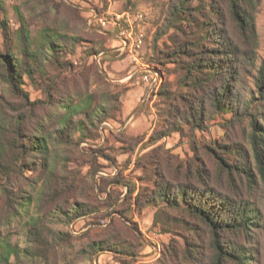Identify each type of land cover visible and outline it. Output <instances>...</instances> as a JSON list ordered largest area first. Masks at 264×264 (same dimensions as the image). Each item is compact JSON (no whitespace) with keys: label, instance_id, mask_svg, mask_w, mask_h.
I'll return each mask as SVG.
<instances>
[{"label":"trees","instance_id":"16d2710c","mask_svg":"<svg viewBox=\"0 0 264 264\" xmlns=\"http://www.w3.org/2000/svg\"><path fill=\"white\" fill-rule=\"evenodd\" d=\"M259 2L169 0L165 26L174 34L170 36L173 45L164 55L174 64L176 83L173 87L169 82L159 85L155 122L146 143L151 149L134 162L135 169H142L137 178L149 185H138L132 196L135 184L122 181L118 173L108 182L125 186L124 197L120 198L123 193L113 196V189L99 188L104 196L100 206L78 200L81 181L76 183L75 177L79 171L63 164L54 146L97 140L101 130L104 140L114 131L122 132L125 127H102L104 122L122 117V101L113 106L109 104L117 97L108 91L98 97L94 92L68 93L59 87L66 78L64 72L74 68L66 56L75 51L79 37L51 28L42 29L34 37L18 9L19 26L15 30L6 16L0 17L5 38V48L0 51V77L20 99L10 103L0 95V227L8 216H27L29 224L23 247L11 243L0 231V264H18L24 257L39 258L46 264H96L101 252L111 253L120 264H133L142 239L137 228L126 223V212L133 206L140 211L148 205L156 207L154 223L172 237L156 259L143 264H245L244 243L233 236L247 225L249 201L242 191L246 173L242 160L229 157L234 149L244 155V143L226 134L202 147L205 157L196 152L192 159L171 163L173 156L163 157L168 149L160 141L173 133L187 136V132L192 139L195 130L205 128L207 118L230 114L222 125L229 129L249 117L253 153L258 168L264 170V141L255 133L258 122L249 111L254 96L246 100L240 88L257 61ZM0 10L4 11L3 0ZM258 73H263V66ZM25 77L38 82L44 100L29 99L22 87ZM259 98L264 99V92L259 91ZM44 105L60 109L51 120L52 131L27 136L26 125ZM100 156L114 162L106 154ZM147 166L150 169L143 171ZM28 170L35 173L30 178L37 188L34 193L19 183L21 178H28L24 175ZM93 183L91 188L95 187ZM227 187L231 192L223 191ZM31 205H35L33 211ZM107 207H111L107 216L116 214L117 220L109 217L95 237L88 233L75 236L58 226L81 216L101 214ZM81 238L86 242L76 248L74 240Z\"/></svg>","mask_w":264,"mask_h":264},{"label":"rangeland","instance_id":"374dc122","mask_svg":"<svg viewBox=\"0 0 264 264\" xmlns=\"http://www.w3.org/2000/svg\"><path fill=\"white\" fill-rule=\"evenodd\" d=\"M168 6L169 0H3L4 11L0 10V17L6 16L11 29L15 30L19 26L16 12V9H18L27 20L29 30L34 37L39 35L42 29L51 28L68 36L81 39L80 43L76 44L75 51L66 56L73 63L74 68L71 71L64 72L66 78L59 84V87L68 93L90 91L99 97L105 91H108L111 95L116 96L118 100L112 101L109 105L116 106L123 100L126 91L133 87L132 83L137 81L139 72L133 74L134 63L140 65L141 69L149 66V70L152 71L151 80L148 82L153 85L150 86L146 97H141L133 104L134 106L130 108V114L134 108L139 106L140 111L146 114L151 111L155 116V104L158 101L155 93L159 85L162 82H169L173 87L176 83V74L172 71L174 64L166 60L167 58L164 55L173 45L170 36L174 34L172 29L165 26L168 17ZM107 7H110L113 15H121L123 11H128L131 14L130 22L132 23L121 21L119 25L117 24V28L108 24L101 26L93 20L90 12L91 9H95L98 13L103 14L108 9ZM256 30L258 34L257 61L251 73L246 74L245 84L240 85V88L244 92L246 100L254 96L249 111L252 112L258 122L259 127L255 133L264 141V99L259 98V91L264 92V0H260L257 6ZM121 32L123 33L121 34ZM110 33L119 34L124 38V43L127 44L125 53L128 56L125 53L121 54L119 50L111 46L116 45L117 42L113 41ZM4 39L3 32L0 29V51L5 48ZM138 40L141 44L136 51L134 50V44ZM131 43L132 46H128ZM260 66H263L262 74L258 73ZM49 68L53 73H58L55 67L49 66ZM129 75L131 76L128 77ZM258 77L260 80L256 84ZM37 84L38 82L25 77L22 87L28 91L29 99L32 101L44 100L42 90ZM0 95L4 96L3 98L10 101V103H13V101L20 102L18 96L9 90L8 84L1 77ZM76 99L75 97L74 100ZM59 111V107L56 106H41L37 111L36 118L31 119L26 125L24 129L26 135L31 137V135H40V133H43V135L50 133L54 127L51 120ZM229 117L230 114H223L215 118H207L204 124L205 128L195 130V136L192 139L188 136L189 132L186 133L187 136L182 137L178 133H173L162 139L160 141L161 145L168 149L167 154H164L163 157L167 158L172 155L171 163H175L178 159L183 161L192 159L196 152L205 157L202 147L206 144H212L213 140L221 139L226 134L232 136L236 141L244 143V155L242 151L234 149V152L230 153L229 156L233 161L242 160L244 163L246 174L242 191L246 193L249 201L246 216L247 225L244 231L233 237L244 243L245 264H264V170L258 168L253 153L250 142L252 128L249 117H245L239 125L236 123L232 127L234 128L233 135L231 133L232 128L225 129L222 126L225 119ZM113 120L115 122L109 120V122L114 123V126L110 127L111 129L124 128V125H117V121L124 122L122 117L117 116ZM109 122H106L104 126H107ZM154 122L155 117L152 128ZM148 124L147 122L146 125ZM127 127L122 132H119L121 130L114 131L115 134L105 140L100 136L97 140H86L76 145L59 143L54 146L55 151L60 155V161L67 165L69 169L79 171L75 177L76 183L81 181L79 183L80 194L78 200L93 203L96 206L103 205L100 202H102L104 196L100 194L99 188L101 190L103 188L106 190L113 189L111 190L113 196L123 193L120 198L124 197L126 193L125 186H112L108 182L111 177L116 176L118 173L122 181L135 184L136 190L132 196L137 193L138 185H149L148 182L137 178L142 175V169H135L134 162L138 156L145 155L144 153L151 149V146L149 147V144L146 143L152 128L150 133L147 131L148 127L146 126L140 132L130 133L127 132ZM132 136H137V138H132ZM103 154L114 158V162L111 164L100 156ZM64 156H67L66 160H64ZM149 169L150 167L147 166L143 171ZM94 171H97V173L94 174ZM64 173L67 175V172ZM24 175L28 178H21L19 183L25 184L23 188L27 192L34 193L37 188H35L30 178H33L35 173L28 170L25 171ZM99 176H103L104 179L100 181ZM95 179L97 182L94 184L93 180L95 181ZM91 183L95 187L91 188ZM223 191L229 193L231 189L227 187ZM34 207L31 205L32 211ZM110 208H104L101 214L81 216L58 226L68 230L75 236L88 233L90 237H95L94 235L100 233V229L104 228L109 217H113L115 221L117 220L116 214L107 216L106 211H109ZM155 211V206L148 205L140 211L133 206L126 212L129 219L126 223L135 226L142 239V245L138 248L137 260L156 259L163 244L167 243L172 237L170 232L162 230V226L158 222L154 223ZM1 213L3 216L6 215V211L3 213L2 210ZM54 218L57 219L55 216ZM8 219V221L1 224L2 236L4 235L3 237L9 239L13 244H19L21 247L25 246V237L29 228L27 216L16 218H9L8 216ZM85 242V238L74 240L76 248H79ZM11 261H15L14 257L11 258ZM18 264L46 263L39 258L24 257ZM139 264H143V262Z\"/></svg>","mask_w":264,"mask_h":264},{"label":"crops","instance_id":"0c3cea01","mask_svg":"<svg viewBox=\"0 0 264 264\" xmlns=\"http://www.w3.org/2000/svg\"><path fill=\"white\" fill-rule=\"evenodd\" d=\"M110 36L113 39V41L118 43V44L116 43V45H111V46L114 49L119 50L121 54L125 53L123 50H120L119 48L120 41L117 39L118 35L115 33H110ZM125 55L128 56L126 53ZM134 67L135 69L133 71V74H135L136 72L137 73L139 72V74L137 75V81H135V83H132L133 87L128 89L123 96V100H122V118L124 119L123 125L125 128L128 126L127 132L130 133L140 132L143 128H145V126L148 127L147 131L150 133L155 117L154 113L150 111L148 114H146L145 112L140 111L139 106H137L130 114V108L134 106L133 104L136 103L141 97L144 96L146 97L150 86H152L151 82L149 83L141 78L142 72H144V70L141 69L142 67L135 63H134ZM130 76L131 75H129L128 77ZM153 97H155V95H153ZM147 122L149 123L148 125H146ZM117 123L120 122L117 121ZM150 261L152 260L150 259L147 261L136 260L135 264H139L140 262H150ZM96 264H120V262L116 260L111 253L101 252L96 257Z\"/></svg>","mask_w":264,"mask_h":264},{"label":"built area","instance_id":"2783aa9c","mask_svg":"<svg viewBox=\"0 0 264 264\" xmlns=\"http://www.w3.org/2000/svg\"><path fill=\"white\" fill-rule=\"evenodd\" d=\"M108 9H106L103 14H100L98 13L95 9H91V14H92V18L94 21H96L98 24H100L101 26H106L107 24L108 25H112L114 26L115 28H117V24L119 25L121 23V21L123 22H128L129 24H131L132 22H130V17H131V14H129L128 11H123L121 13V15H113V13L110 11V7H107ZM106 28V27H105ZM123 32H121L122 34ZM118 39L119 41L121 42L119 48L120 50H123L124 52L125 51V46H127L126 43H124V38L121 37L119 34H118ZM141 44V42H139V40L137 41L136 44H134V50L137 51V47H139ZM128 46H132V45H128ZM131 52V50H130ZM146 68H144V72H142V75H141V78L144 80V81H149L151 80V70H149V66H145ZM113 122H115L114 120H112ZM109 122V124L105 127V129L107 128H110V127H113L114 126V123L113 122ZM117 125H123V124H120V123H117ZM101 137L104 136V130H101Z\"/></svg>","mask_w":264,"mask_h":264},{"label":"bare ground","instance_id":"6f19581e","mask_svg":"<svg viewBox=\"0 0 264 264\" xmlns=\"http://www.w3.org/2000/svg\"><path fill=\"white\" fill-rule=\"evenodd\" d=\"M152 71V70H151ZM153 85V84H152ZM106 122H104L103 124H102V127H106V126H104V124H105ZM111 129V128H110Z\"/></svg>","mask_w":264,"mask_h":264}]
</instances>
